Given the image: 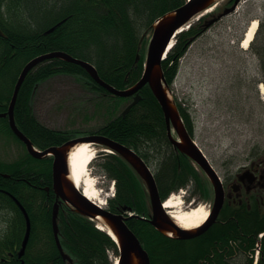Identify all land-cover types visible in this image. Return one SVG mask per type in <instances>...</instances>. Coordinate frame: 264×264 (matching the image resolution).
I'll list each match as a JSON object with an SVG mask.
<instances>
[{
  "label": "trees",
  "instance_id": "trees-1",
  "mask_svg": "<svg viewBox=\"0 0 264 264\" xmlns=\"http://www.w3.org/2000/svg\"><path fill=\"white\" fill-rule=\"evenodd\" d=\"M186 3L187 0H1L0 28L5 37H0V114L8 111L25 65L40 55L54 51H63L92 63L102 80L117 89L132 87L144 72L148 39L143 40L141 31L152 30L158 18ZM19 14L23 19H19ZM204 22L203 19L177 36L175 45L163 62L169 85H173L177 78L181 59L204 33ZM54 27L55 30L48 33ZM251 50L259 60L255 81L264 84V14ZM58 76L80 77L96 95L116 101L126 100L100 87L79 65L61 59L41 63L26 77L14 114L20 131L41 150L60 146L73 136L69 131L49 128L35 115L33 102L37 88ZM140 95V102L125 116L121 112L101 126L98 133L130 147L154 169L162 200L189 186L192 196L210 198L211 186L207 178L191 159L170 143L163 110L150 87H144ZM245 96L249 97L240 88L234 94L242 112ZM257 100L258 105L264 108V101L259 99L258 93ZM178 108L189 133L195 137L196 123L190 107L178 102ZM116 110L113 104L111 113ZM0 133L13 136L6 119H0ZM252 154L258 160L264 159V149L260 145L253 148ZM100 161L101 173L116 183V195L109 201L110 210L120 213L127 207L146 217L150 213L149 197L135 170L119 155L106 154ZM0 171L10 175L9 178L0 175V188L22 202L32 222L30 252L26 258H30L32 264H68L55 243L51 206H43L45 192L38 189L51 185V165L46 160H37L26 154L13 162L0 160ZM28 182L37 185V189H31ZM5 207L10 208L18 219L22 218L12 201L1 194L0 208ZM132 222L150 255L151 264H232L228 258L237 254L246 258L244 264L253 263L252 260L247 262V254L256 241L242 239L237 246L228 243L232 234L240 235L252 230L251 222L247 220L239 228L234 225L213 230L208 239L201 236L191 241L165 237L140 219ZM58 223L63 249L75 264H113L108 253L119 256L116 242L88 218L67 211L61 212ZM262 232L264 228L257 227L255 237L258 239ZM21 238L20 226L15 224L11 229V239L15 244ZM261 252L259 264H264V238Z\"/></svg>",
  "mask_w": 264,
  "mask_h": 264
},
{
  "label": "rangeland",
  "instance_id": "rangeland-1",
  "mask_svg": "<svg viewBox=\"0 0 264 264\" xmlns=\"http://www.w3.org/2000/svg\"><path fill=\"white\" fill-rule=\"evenodd\" d=\"M263 3L264 0H242L234 12L209 26L207 24L213 20L209 15L221 8L222 1L217 2L209 12L195 17L191 25L204 19V33L181 59L177 78L171 87L174 99L190 107L196 123L194 140L220 176L234 173L249 161L257 145L264 149V108L258 105L257 93L262 101L264 94L255 81L259 62L251 46L248 49L241 47L250 23L263 17ZM20 14L19 19H23ZM142 34L143 40L148 39L146 60L152 30L141 31ZM239 88L249 96H245L243 112L234 98ZM130 101L98 96L80 77L58 76L37 88L33 104L36 117L49 128L89 134L119 116ZM113 104L117 110L112 114L110 107ZM93 147L96 157L90 166V173L104 194H112L110 187L113 181L105 179L99 167L105 152L97 146ZM23 156V147L14 138L0 137V160L13 162ZM189 189L173 196L182 199V209L201 205L210 213L209 199L192 196ZM14 217L10 208H0L2 246L10 240L8 237ZM108 254L110 261L115 263L117 257L111 252Z\"/></svg>",
  "mask_w": 264,
  "mask_h": 264
},
{
  "label": "water",
  "instance_id": "water-1",
  "mask_svg": "<svg viewBox=\"0 0 264 264\" xmlns=\"http://www.w3.org/2000/svg\"><path fill=\"white\" fill-rule=\"evenodd\" d=\"M218 1L219 0H189L186 4L164 14L156 20L152 26V37L148 45L144 72L141 79L134 86L124 90L117 89L102 80L96 67L90 62L75 58L66 52L55 51L40 55L25 65L16 83L8 113L0 114L1 117H6L8 115L11 129L15 135L25 143L27 151L32 157L36 159H44L52 155L54 156L55 163L53 165V182L54 190L58 198L69 204L76 213L87 217L92 221H101V223L108 228V234L115 240L119 247V264H151V261L148 253L142 247L141 242L127 224V221L133 216L126 215V208H124L123 213L116 214L111 212L108 208L97 205L89 200L71 179L69 154L75 146L82 143L98 144L104 146L107 150L117 153L125 159L138 173L147 187L152 208V218L149 222L159 232L168 237L179 240H189L199 237L207 230L208 226H210L209 224L213 219V212L204 225L191 230L183 229L167 214L164 209V204L159 194L157 182L150 166L135 151L110 139L109 137L103 135H92L69 141L60 147H51L44 151L36 149L33 143L18 129L15 122L14 111L19 92L30 71L50 59H61L83 67L100 87L104 88L113 96L120 98L134 97L133 102L124 111V116L142 99L139 92L144 87L149 86L163 110L170 142L181 153L192 159L206 173L215 190V212H219L224 204V192L219 176L207 157L204 155L203 151L190 136L179 112L176 100L172 96V91L166 80L163 69L165 57L172 48L177 35L181 33L195 17L213 7ZM240 1L241 0H236L235 5L231 9L227 10L226 13L233 12ZM221 17L222 16H219L218 19ZM213 21L215 20H212L210 24ZM54 30L55 27L50 29L48 33L53 32ZM0 37H5L1 28ZM139 59L140 57L138 55L137 60ZM173 130L176 136L174 135ZM64 163L68 165L67 173L64 170ZM4 177H8V175H4ZM15 202L21 208L27 224L23 246L20 252V257H22L25 254L27 244L30 240L32 225L25 208L17 199H15ZM136 217L140 218L139 216ZM57 218L58 208L56 206V211H54L53 216L55 241L63 259L68 261L69 264H74L73 259L64 252L61 245Z\"/></svg>",
  "mask_w": 264,
  "mask_h": 264
},
{
  "label": "flooded vegetation",
  "instance_id": "flooded-vegetation-1",
  "mask_svg": "<svg viewBox=\"0 0 264 264\" xmlns=\"http://www.w3.org/2000/svg\"><path fill=\"white\" fill-rule=\"evenodd\" d=\"M221 1L223 2L221 8L210 15L211 18L215 20V23L223 20L226 17V15L229 14L226 13V11L231 9L236 3V0H221ZM219 16L222 17L218 19ZM78 137L79 136H76L73 137L72 139ZM45 160L48 164L51 165V172H52L55 158L48 157L45 158ZM64 167H65L64 170L67 173L68 165L64 163ZM220 179L224 191V205L219 212L218 211L215 212L216 211L215 193H214V188L210 183L211 187H209V190L211 193V198L207 202H209L210 210L213 212V219L211 220L209 224L210 226H208L203 236L206 239H208L209 234L213 233V230L227 229L233 227L234 225L239 228L241 227V224L245 223V221L247 220V222H251L252 230L247 233H242L240 235L232 234V238H229L230 240L228 243L231 246H237L242 239L253 240L254 242L256 241L257 243L259 241V236L258 239L255 237L254 230L257 227L264 228V159H259V160L251 159L242 166L238 167V169L234 173L232 172L228 175L223 174L222 176H220ZM28 185L31 187V189H35V190L38 187L37 185L29 182ZM38 189L43 190L45 192V198L43 199V206L46 207L51 206L52 227H53V216H54V211H56V206L58 208V218L59 215H61V212H67V211L75 212L69 204L63 202L60 198H58L54 190L53 177H52L51 185L38 187ZM1 194L7 196L12 201L13 205L15 206L16 209L19 210L22 216L21 219L14 217V222L11 223L12 224L11 228L13 226L15 227V224H18V226H20L22 232V238L18 243L14 244V241L11 239V233H10L8 237L10 238V240L7 239L8 241H6L5 243L7 245L2 246L1 245L2 243L0 242V250H1L0 254L2 255V257L0 258V262L3 264H32V260L30 258L28 259L26 258L27 253L30 252L29 247H30L32 233L30 240L27 244L25 254L24 256L20 257V252L26 234L25 216L22 213L21 208L15 202L14 196L10 192L0 188V195ZM225 210H227V212H225ZM149 211L150 213H148V215L145 217L146 219L142 221L152 226L148 220L152 218V208L150 204H149ZM58 218H57V222H58ZM132 220H138V219L130 218L127 221V224L139 238V235L135 232L133 228L134 222H132ZM263 238L264 237H262V239ZM139 240L141 241L140 238ZM216 243H218V241H216ZM142 246L144 247L143 243ZM255 258H256V253L254 246V248H252L250 253L247 254V262L252 260L253 261L252 264H255ZM228 259L232 264H244L246 262V258L241 254L229 256ZM261 260H262V252L259 253L257 264H259Z\"/></svg>",
  "mask_w": 264,
  "mask_h": 264
},
{
  "label": "bare ground",
  "instance_id": "bare-ground-1",
  "mask_svg": "<svg viewBox=\"0 0 264 264\" xmlns=\"http://www.w3.org/2000/svg\"><path fill=\"white\" fill-rule=\"evenodd\" d=\"M212 9L207 10L209 12ZM259 28V21L253 20L249 27L246 29L241 47L248 49L256 37L257 30ZM262 93L264 94V87L261 86ZM96 150L92 144L83 143L75 146L70 154V175L71 179L75 182L77 187L83 191L85 196L101 207L107 205V198L112 194L103 193L97 185L96 179L90 173V166L95 160ZM113 192V188L111 189ZM181 198H169L164 205V208L168 210V213L173 219L186 230L195 229L201 226L209 216V209L204 206H196L189 210L182 209ZM99 228L107 230L101 221H97ZM111 233V232H110Z\"/></svg>",
  "mask_w": 264,
  "mask_h": 264
}]
</instances>
